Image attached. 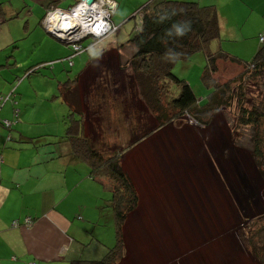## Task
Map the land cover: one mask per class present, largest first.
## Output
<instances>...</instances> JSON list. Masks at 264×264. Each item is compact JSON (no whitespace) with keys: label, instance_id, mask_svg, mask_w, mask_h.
<instances>
[{"label":"rangeland","instance_id":"rangeland-1","mask_svg":"<svg viewBox=\"0 0 264 264\" xmlns=\"http://www.w3.org/2000/svg\"><path fill=\"white\" fill-rule=\"evenodd\" d=\"M31 1L35 6L37 0ZM141 1L125 2L123 17L120 12L114 16L117 31L96 38L100 45L84 50L70 65L67 56L71 45L49 38L36 11L30 14V7L22 9L23 0H12L22 11L18 18L9 20L10 28L9 23L0 28V49L12 52L16 46L12 42L24 37L19 42L26 46L14 49L16 69L0 71V128L9 135L16 131L37 134L40 142H55L58 150H68L69 145L60 137L66 131L69 108L64 98L84 99L76 106L85 114L91 110V136L99 144L123 153V167L140 196L137 209L124 227L125 246L118 264H264L255 253L264 227V113L258 129L242 125L234 101L221 108L209 124L181 117L159 128L156 114L142 100L129 66L133 48L127 42L138 20L131 7ZM4 2L9 6L8 0ZM242 27L245 37L221 36L220 41L211 43L210 51H217L221 45L241 62H251L261 43L255 41L254 22ZM95 40L88 38L83 43L87 46ZM6 55L2 54L1 62ZM206 59V53L198 51L188 60H179L173 69L203 103L210 92L202 80ZM45 61L55 62L53 71L45 66L26 76L25 70L37 63L45 65ZM237 65L221 63L216 80L226 83L239 75L243 68ZM81 74L79 90L71 95L60 92L59 83L73 81ZM169 89L174 96L180 92L177 84H170ZM233 91L236 95L237 90ZM241 97L248 108L261 107L264 74L247 79ZM21 111L24 115L19 117ZM144 134L147 138L135 147L121 150ZM256 134L261 159L254 154ZM73 170V176L79 179L70 186L65 203L74 209L69 234L84 243L101 242L113 247L116 226L109 202L112 184L91 179L86 165Z\"/></svg>","mask_w":264,"mask_h":264},{"label":"trees","instance_id":"trees-1","mask_svg":"<svg viewBox=\"0 0 264 264\" xmlns=\"http://www.w3.org/2000/svg\"><path fill=\"white\" fill-rule=\"evenodd\" d=\"M133 16L138 17V20L135 33L127 42L133 48L129 66L142 100L156 114L159 128L181 117H188L202 125L209 124L221 108L231 106L234 101L239 106L240 123L255 129L260 127L264 103L261 107L248 108L241 95L243 83L247 79H258L264 74V39H261L264 35L260 36L262 45L253 60L241 62L224 51L221 45L217 51H210L211 43L216 40L220 41L221 38L220 15L215 5H201L193 0H150L142 5ZM83 46L86 45L83 43ZM120 47L117 48L118 51ZM198 51H204L207 58L202 80L210 88V92L204 103L198 101L191 85L173 72L179 60H188ZM83 52L77 53L71 46V53L67 56L70 65H73L74 57ZM92 60L93 57L87 64V68ZM223 62L240 64L237 66H241L243 71L226 83H220L215 75L218 74L220 64ZM13 65L14 62L9 65L2 64L0 71ZM46 65L37 63L25 70V74L30 76L38 73ZM81 76L82 74L73 81L61 83L60 92L66 95L65 91H67L71 95L79 90L82 84L80 83ZM170 84H177L180 87L177 96L171 94ZM239 88L241 90L238 93ZM233 89L237 90L236 95ZM169 90L172 95L170 99L167 98ZM83 100H69V97L65 96L64 101L68 103L70 112L65 119L67 126L61 139L70 146L68 154L70 159L88 164L91 179L98 182L108 180L112 184L109 202L116 226V244L109 247L99 241V244H93V242L84 243L74 239L65 257L68 259V264H118L125 246L124 227L129 215L137 209L140 196L132 177L123 167V153L99 144L91 136L89 131L91 110L89 114H85L83 109L80 110V107L76 106V103H81ZM147 136L148 134H144L133 139L125 149L121 150L124 152L135 147ZM255 141L254 154L261 159L263 154L259 149L257 134ZM24 225H27L26 222ZM259 238L261 245L259 249L255 248V253L264 263V227L259 232Z\"/></svg>","mask_w":264,"mask_h":264},{"label":"crops","instance_id":"crops-1","mask_svg":"<svg viewBox=\"0 0 264 264\" xmlns=\"http://www.w3.org/2000/svg\"><path fill=\"white\" fill-rule=\"evenodd\" d=\"M4 1L6 0H0V28L5 23L11 22L9 20L18 18L22 11L12 3V0H8L9 6ZM23 1L25 6L22 9L26 6L30 7L28 9L31 10L30 14L36 11L37 16L40 17L39 24L49 38L68 45L48 33L42 21L52 7L67 9L75 5L78 0H73L72 4L70 0H37L35 6L31 0ZM149 1L134 2V7L130 6L133 14ZM193 1L201 5L216 6L220 15L221 36L236 37L238 34L244 36L242 26L254 22L255 41L261 43L260 36L264 35V0ZM125 2L129 5L132 0L118 2L114 16L120 12L119 16L123 17L127 9L123 7ZM10 26L9 23L8 27ZM25 27L27 28L26 25ZM24 39L17 38L12 42L16 45L12 52L9 48L0 49V65L14 62L13 66L6 68H17L18 59H13L17 55L14 49L26 46L19 42ZM43 41L42 38L41 42ZM3 53L7 54L4 63L1 62ZM43 63L53 71L54 61ZM68 111L70 112V108ZM23 115V111L18 114L19 117ZM37 138V134L18 131L9 135L0 128V264H68L65 255L75 239L68 232L74 209L69 205L65 206V203L69 199L70 186L79 179L73 176L75 174L73 169L80 164L86 165L88 175L90 169L87 163L70 159L68 155L70 146L68 150L65 148L58 150L55 142L42 143ZM71 203L73 204L72 201ZM27 218L33 220L30 226L24 225ZM15 220L20 222V226L12 225Z\"/></svg>","mask_w":264,"mask_h":264},{"label":"built area","instance_id":"built-area-1","mask_svg":"<svg viewBox=\"0 0 264 264\" xmlns=\"http://www.w3.org/2000/svg\"><path fill=\"white\" fill-rule=\"evenodd\" d=\"M117 7L115 0H93L91 3L88 0H78L75 5L67 9L52 7L44 16L42 24L48 31L73 46L77 53L90 51L96 45H100L96 38L117 31L118 27L112 19ZM88 38H94L95 41L84 47L83 42ZM6 124L10 125L9 122ZM26 224L30 226L32 219L27 218ZM13 226H19V222L15 221Z\"/></svg>","mask_w":264,"mask_h":264},{"label":"water","instance_id":"water-1","mask_svg":"<svg viewBox=\"0 0 264 264\" xmlns=\"http://www.w3.org/2000/svg\"><path fill=\"white\" fill-rule=\"evenodd\" d=\"M90 3L93 2V0H88ZM47 30V29H46ZM48 31V30H47ZM48 33L52 34L53 36H55L56 38H58L59 40L63 41L61 38L57 37L56 35H54L52 32L48 31ZM64 43H66L65 41H63ZM68 44V43H66Z\"/></svg>","mask_w":264,"mask_h":264},{"label":"clouds","instance_id":"clouds-1","mask_svg":"<svg viewBox=\"0 0 264 264\" xmlns=\"http://www.w3.org/2000/svg\"><path fill=\"white\" fill-rule=\"evenodd\" d=\"M177 31H178V33L180 32V30H179V29H178ZM180 34H182V33H180Z\"/></svg>","mask_w":264,"mask_h":264}]
</instances>
